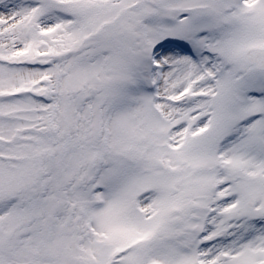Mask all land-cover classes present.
Segmentation results:
<instances>
[{
  "label": "snow or ice",
  "instance_id": "snow-or-ice-1",
  "mask_svg": "<svg viewBox=\"0 0 264 264\" xmlns=\"http://www.w3.org/2000/svg\"><path fill=\"white\" fill-rule=\"evenodd\" d=\"M0 264H264V0H0Z\"/></svg>",
  "mask_w": 264,
  "mask_h": 264
}]
</instances>
